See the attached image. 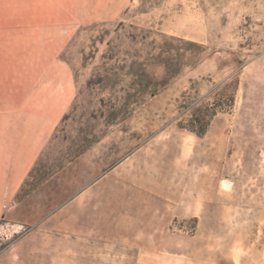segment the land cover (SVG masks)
<instances>
[{"label":"rangeland","instance_id":"374dc122","mask_svg":"<svg viewBox=\"0 0 264 264\" xmlns=\"http://www.w3.org/2000/svg\"><path fill=\"white\" fill-rule=\"evenodd\" d=\"M70 14L0 27V264H264V0Z\"/></svg>","mask_w":264,"mask_h":264},{"label":"crops","instance_id":"0c3cea01","mask_svg":"<svg viewBox=\"0 0 264 264\" xmlns=\"http://www.w3.org/2000/svg\"><path fill=\"white\" fill-rule=\"evenodd\" d=\"M128 0H0V27L13 26V13H50L47 20L54 21L53 13L69 12L70 20L84 24L93 20H109L116 17ZM175 238H178L176 235ZM157 242V241H156ZM156 242L147 249L143 264H236V257L227 260H214L213 250L198 247L197 244L183 242L161 249ZM193 242V241H192ZM238 261V259H237ZM103 264V261H102ZM137 264V263H135Z\"/></svg>","mask_w":264,"mask_h":264}]
</instances>
